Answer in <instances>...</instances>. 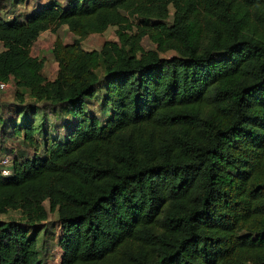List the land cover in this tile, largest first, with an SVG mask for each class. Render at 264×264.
<instances>
[{
    "label": "trees",
    "instance_id": "16d2710c",
    "mask_svg": "<svg viewBox=\"0 0 264 264\" xmlns=\"http://www.w3.org/2000/svg\"><path fill=\"white\" fill-rule=\"evenodd\" d=\"M64 25L48 79L31 47ZM110 26L118 41L82 47ZM0 44L21 117L0 134L32 150L0 174V264H47L48 212L57 264H264V0H49L0 17ZM26 95L65 114L64 140Z\"/></svg>",
    "mask_w": 264,
    "mask_h": 264
},
{
    "label": "rangeland",
    "instance_id": "374dc122",
    "mask_svg": "<svg viewBox=\"0 0 264 264\" xmlns=\"http://www.w3.org/2000/svg\"><path fill=\"white\" fill-rule=\"evenodd\" d=\"M49 0H0V17L4 20H11L13 18H18L22 20L25 15L32 11L33 5L41 4L42 2H47ZM60 3L65 5L67 0H58ZM129 19L137 24L139 19L133 15L126 13ZM115 27L110 26L102 33L90 34L82 40V47L86 50L100 49L105 41H118L115 34ZM57 37H60L63 42L68 43L74 39V35L68 30L67 26H62L57 33L51 31H45L39 35L36 41L31 47V55L43 58L45 60L43 74L48 79H53L56 75L57 64L52 57V46ZM141 45L144 49L154 48L155 45L147 37H143L141 40ZM2 46L0 44V50ZM174 54L173 51H167L162 53V56H170ZM97 74L101 77L103 71L101 68L97 69ZM15 85L12 83L9 85L8 89L0 91V114L4 118H14L16 125H19L21 117H18L16 113L17 105L19 102L15 98ZM102 96V90L95 93L94 97L89 100L87 104V109L92 110L93 113H97L99 116H105L103 109L101 108L100 101ZM25 103L38 106H42V114L45 116V122L49 130L50 135L59 134V139L64 140L62 135L61 124H64L63 112H59V108L55 110L51 109V105L44 104L42 102L35 101L29 95L25 96ZM10 125V124H9ZM10 128L8 127L6 133L0 134V156L3 154H9L14 156V151L20 149L26 154H31L32 150L26 147V143L23 142L22 136H14L9 134ZM46 208H48V203H45ZM2 219L13 218L18 219L19 214L15 211H11L6 215L1 216ZM40 238H39V248L40 257L43 262L47 264H57L60 261L62 251L58 244V237L60 234V227L58 225L57 217L55 213L48 212V217L45 221L41 222L40 225Z\"/></svg>",
    "mask_w": 264,
    "mask_h": 264
},
{
    "label": "built area",
    "instance_id": "2783aa9c",
    "mask_svg": "<svg viewBox=\"0 0 264 264\" xmlns=\"http://www.w3.org/2000/svg\"><path fill=\"white\" fill-rule=\"evenodd\" d=\"M10 85L9 81H5L0 79V91H4L8 89ZM12 168V157L9 155H3L0 157V174L2 175H9L11 174Z\"/></svg>",
    "mask_w": 264,
    "mask_h": 264
},
{
    "label": "crops",
    "instance_id": "0c3cea01",
    "mask_svg": "<svg viewBox=\"0 0 264 264\" xmlns=\"http://www.w3.org/2000/svg\"><path fill=\"white\" fill-rule=\"evenodd\" d=\"M42 3H44V2H42ZM36 6H37V5L34 4L32 10H33ZM29 13H30V12H29ZM27 14H28V13H27ZM27 14H26V15H27Z\"/></svg>",
    "mask_w": 264,
    "mask_h": 264
}]
</instances>
